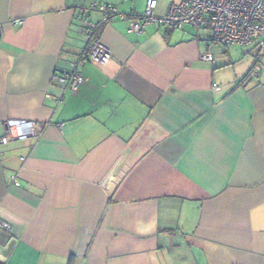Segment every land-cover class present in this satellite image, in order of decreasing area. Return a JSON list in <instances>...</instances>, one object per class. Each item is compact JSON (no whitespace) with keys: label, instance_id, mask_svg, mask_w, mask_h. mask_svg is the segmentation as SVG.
<instances>
[{"label":"crops","instance_id":"0c3cea01","mask_svg":"<svg viewBox=\"0 0 264 264\" xmlns=\"http://www.w3.org/2000/svg\"><path fill=\"white\" fill-rule=\"evenodd\" d=\"M95 1L147 2L0 0V264H264V70L240 82L264 50L209 62L194 27L114 18L98 33L112 59L79 64L84 83L64 90L54 77L86 48ZM11 119L35 134L9 136Z\"/></svg>","mask_w":264,"mask_h":264},{"label":"built area","instance_id":"2783aa9c","mask_svg":"<svg viewBox=\"0 0 264 264\" xmlns=\"http://www.w3.org/2000/svg\"><path fill=\"white\" fill-rule=\"evenodd\" d=\"M158 0H147L143 13L122 12L116 5L93 2L89 6L81 7L80 12L92 14L100 11L102 18L90 22L86 28L88 44L80 59L71 70H64L55 75V80L64 90L78 91L85 79L78 70V65L86 60L104 65L112 59L111 50L98 36L99 26L114 18L128 22V32L141 33L151 24H157L184 30L186 27L209 28L214 33L213 41L216 45L231 46L256 45L260 51L264 50V0H177L169 4L163 14L157 12ZM25 19L14 18L9 25H23ZM2 26V24L0 23ZM212 44L201 54V59L215 62L211 51ZM264 70L261 61L251 67L248 79L257 80ZM247 79V80H248ZM214 86H218L214 83ZM8 135L17 139H26L36 132L33 120L11 119L6 122ZM8 142V136H0V143ZM24 159V158H23ZM16 185H20L14 179ZM12 231L11 225L0 218V237L2 233Z\"/></svg>","mask_w":264,"mask_h":264},{"label":"rangeland","instance_id":"374dc122","mask_svg":"<svg viewBox=\"0 0 264 264\" xmlns=\"http://www.w3.org/2000/svg\"><path fill=\"white\" fill-rule=\"evenodd\" d=\"M190 31L193 33V35H195V36H197L199 38L201 37L202 39H205L206 43L209 42L212 45L216 46V44L213 41L214 33H213V31L211 29H209V28H200V29H195L194 30V28L193 29L191 28ZM248 47H251V46H247V48ZM244 48H246V47H244ZM218 50L220 52H222V51L224 52V54L222 53V55H224V57L228 56L227 54H225L228 51V47H225L224 45H220V46L218 45V46L214 47V49L212 51L213 54H215V53L217 54ZM219 80H220V78H219Z\"/></svg>","mask_w":264,"mask_h":264},{"label":"trees","instance_id":"16d2710c","mask_svg":"<svg viewBox=\"0 0 264 264\" xmlns=\"http://www.w3.org/2000/svg\"><path fill=\"white\" fill-rule=\"evenodd\" d=\"M94 21V20H93ZM104 24V23H103ZM103 24H101L99 27H101ZM171 29H174V28H171ZM196 29H198V28H196ZM98 33H99V29H98ZM99 36V35H98ZM238 45V44H237ZM243 45V44H242ZM255 45V44H254ZM220 46V45H219ZM244 46V45H243ZM246 46H250V45H246ZM225 47H229V46H225ZM255 48H257L258 49V51H259V54H257L258 56L260 55V49L255 45ZM256 64V63H255ZM254 64V65H255ZM253 65V66H254ZM252 66V67H253ZM251 68V67H250ZM251 70V69H250ZM250 70L244 75V77H242L241 78V81L240 82H243V81H246L247 79H248V76H249V72H250Z\"/></svg>","mask_w":264,"mask_h":264},{"label":"water","instance_id":"95a60500","mask_svg":"<svg viewBox=\"0 0 264 264\" xmlns=\"http://www.w3.org/2000/svg\"><path fill=\"white\" fill-rule=\"evenodd\" d=\"M82 15H85V16H91L92 14H84V13H82V12H80ZM93 20H89L88 22H87V24H86V27L88 26V24L90 23V22H92Z\"/></svg>","mask_w":264,"mask_h":264}]
</instances>
